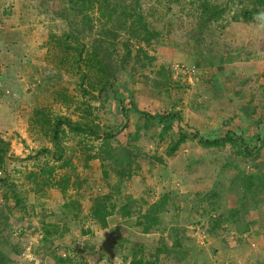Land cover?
Listing matches in <instances>:
<instances>
[{
    "label": "rangeland",
    "instance_id": "374dc122",
    "mask_svg": "<svg viewBox=\"0 0 264 264\" xmlns=\"http://www.w3.org/2000/svg\"><path fill=\"white\" fill-rule=\"evenodd\" d=\"M137 1L157 38L119 35L116 88L91 89L92 75L86 92L57 40L67 0H0L6 264H226L212 256L219 237L248 243L244 253L264 264V9L244 22L231 16L250 0H208L224 16L200 28V0ZM143 112L179 118L162 126ZM56 115L98 133L62 124V155L52 158L40 151L55 150ZM180 128L186 138L173 147ZM227 131L234 142L210 146L192 134ZM41 167L52 169L49 184ZM103 204L105 224L92 212Z\"/></svg>",
    "mask_w": 264,
    "mask_h": 264
},
{
    "label": "trees",
    "instance_id": "16d2710c",
    "mask_svg": "<svg viewBox=\"0 0 264 264\" xmlns=\"http://www.w3.org/2000/svg\"><path fill=\"white\" fill-rule=\"evenodd\" d=\"M252 7H241L237 13H233L231 18L233 20H242L244 22L253 21L255 13L260 14L264 9V0H250ZM69 4L68 10L65 12L63 19L66 22V28L61 32L57 38L63 43V46L72 54L65 56L66 60H70L71 64L77 68L80 75L81 85L85 80L92 75L98 77L90 81L88 86L91 89L104 91L115 87V80L113 68L116 67L112 62V47L116 43L119 35L127 34L128 37H139L149 43V40L157 38L158 32L151 28L145 20L139 2L131 0L126 3L122 0H67ZM199 19L198 25L201 28L205 24L220 20L224 16L225 8L220 5L210 3L208 0H200L198 6ZM81 35V36H80ZM126 53L123 59L129 55V49L126 47ZM112 49V50H111ZM85 68V69H84ZM100 78V79H99ZM98 84V85H97ZM116 88V87H115ZM84 91L86 87L83 86ZM89 91V90H88ZM87 92V91H86ZM252 112V111H251ZM147 115L150 120H158L160 125H164L170 117L174 116L178 119L177 114L171 113H156ZM38 120V119H37ZM35 120V123H37ZM42 120L46 121V118ZM51 142L55 146V150L50 148H42L40 152L49 154L52 158L62 155V148L58 140V131L62 124L78 131L90 132L97 134V130L81 121H73L65 115H56L51 122ZM166 126V125H165ZM169 128V127H167ZM193 137L199 139L200 143L207 146L221 145L227 142H234V132L227 131L224 135L216 137L215 139H204L198 135L197 132L192 133ZM186 133L180 128L179 138L174 142L173 147L183 142L186 138ZM103 139L106 141L113 136V134L104 131L102 132ZM243 148L247 150V145L241 138ZM52 169L46 171L45 167H41L39 175L44 183L49 184L48 179ZM37 174L33 173V178L37 179ZM63 181V180H61ZM60 182L55 184L60 185ZM65 188V185L62 189ZM106 199V197H104ZM105 203V202H104ZM106 206L95 207L92 212L99 222L106 223ZM128 212V211H126ZM218 223V222H216ZM215 224V223H214ZM6 260L0 255V264H6Z\"/></svg>",
    "mask_w": 264,
    "mask_h": 264
},
{
    "label": "crops",
    "instance_id": "0c3cea01",
    "mask_svg": "<svg viewBox=\"0 0 264 264\" xmlns=\"http://www.w3.org/2000/svg\"><path fill=\"white\" fill-rule=\"evenodd\" d=\"M236 211L232 214V217L234 218ZM237 217V214H236ZM188 218H185V220ZM229 220V219H228ZM234 221L237 222V218L234 219ZM233 221V222H234ZM214 241V240H213ZM216 242L219 243L218 249H222L221 251H217L216 249H213L216 253L212 254L214 256L217 254V259L222 261L223 263L225 262L226 264H240L241 260L244 262V264H257L259 261L256 258L257 256L255 255L252 257V255L245 254L244 252L247 249H252L248 243H240V242H234V241H228V239H223L222 237H219ZM250 243V242H249ZM214 248H217V245L215 243L212 245ZM224 251H228L226 254H224ZM219 252H222L221 254ZM211 256V257H212Z\"/></svg>",
    "mask_w": 264,
    "mask_h": 264
},
{
    "label": "built area",
    "instance_id": "2783aa9c",
    "mask_svg": "<svg viewBox=\"0 0 264 264\" xmlns=\"http://www.w3.org/2000/svg\"><path fill=\"white\" fill-rule=\"evenodd\" d=\"M198 232L202 234V236L199 237V238L204 239V238H205V234H206L205 232H206V231H204L203 229L200 230V228H199Z\"/></svg>",
    "mask_w": 264,
    "mask_h": 264
},
{
    "label": "clouds",
    "instance_id": "9594fccd",
    "mask_svg": "<svg viewBox=\"0 0 264 264\" xmlns=\"http://www.w3.org/2000/svg\"><path fill=\"white\" fill-rule=\"evenodd\" d=\"M262 15H264V14H262Z\"/></svg>",
    "mask_w": 264,
    "mask_h": 264
}]
</instances>
